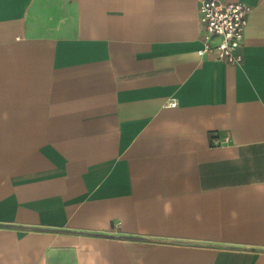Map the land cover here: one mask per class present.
Masks as SVG:
<instances>
[{
    "label": "crops",
    "instance_id": "obj_1",
    "mask_svg": "<svg viewBox=\"0 0 264 264\" xmlns=\"http://www.w3.org/2000/svg\"><path fill=\"white\" fill-rule=\"evenodd\" d=\"M201 1L0 0V264H264V0L236 67Z\"/></svg>",
    "mask_w": 264,
    "mask_h": 264
},
{
    "label": "built area",
    "instance_id": "obj_2",
    "mask_svg": "<svg viewBox=\"0 0 264 264\" xmlns=\"http://www.w3.org/2000/svg\"><path fill=\"white\" fill-rule=\"evenodd\" d=\"M251 8L241 3L224 4L217 0H202L198 5L197 21L202 46L200 57L214 54V59L226 65L239 66L243 57L239 49ZM216 38L215 41L212 39ZM174 107L175 103H168Z\"/></svg>",
    "mask_w": 264,
    "mask_h": 264
}]
</instances>
